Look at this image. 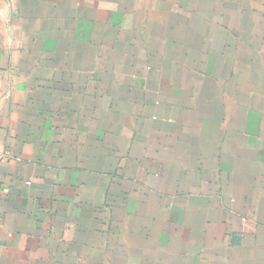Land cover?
<instances>
[{
    "label": "crops",
    "instance_id": "obj_1",
    "mask_svg": "<svg viewBox=\"0 0 264 264\" xmlns=\"http://www.w3.org/2000/svg\"><path fill=\"white\" fill-rule=\"evenodd\" d=\"M0 264H264V0H0Z\"/></svg>",
    "mask_w": 264,
    "mask_h": 264
}]
</instances>
